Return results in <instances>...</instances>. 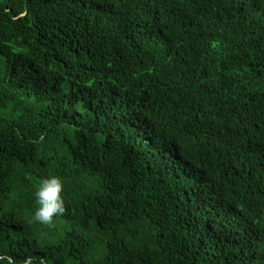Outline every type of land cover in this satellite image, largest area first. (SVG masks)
I'll use <instances>...</instances> for the list:
<instances>
[{
    "label": "trees",
    "instance_id": "16d2710c",
    "mask_svg": "<svg viewBox=\"0 0 264 264\" xmlns=\"http://www.w3.org/2000/svg\"><path fill=\"white\" fill-rule=\"evenodd\" d=\"M29 254L264 264V0H0V257Z\"/></svg>",
    "mask_w": 264,
    "mask_h": 264
},
{
    "label": "clouds",
    "instance_id": "9594fccd",
    "mask_svg": "<svg viewBox=\"0 0 264 264\" xmlns=\"http://www.w3.org/2000/svg\"><path fill=\"white\" fill-rule=\"evenodd\" d=\"M64 191L65 183L60 175L49 174L42 179L34 194L38 207L33 219L41 224L51 225L54 218L62 216L66 212ZM0 264H15V261L4 256L0 257ZM23 264H43V261L29 254L25 256Z\"/></svg>",
    "mask_w": 264,
    "mask_h": 264
}]
</instances>
